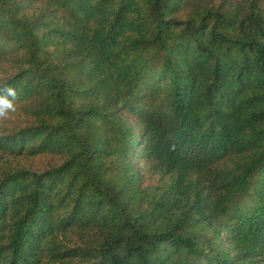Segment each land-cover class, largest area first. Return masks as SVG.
<instances>
[{"label":"trees","instance_id":"16d2710c","mask_svg":"<svg viewBox=\"0 0 264 264\" xmlns=\"http://www.w3.org/2000/svg\"><path fill=\"white\" fill-rule=\"evenodd\" d=\"M6 85L0 264H264V0H0Z\"/></svg>","mask_w":264,"mask_h":264},{"label":"clouds","instance_id":"9594fccd","mask_svg":"<svg viewBox=\"0 0 264 264\" xmlns=\"http://www.w3.org/2000/svg\"><path fill=\"white\" fill-rule=\"evenodd\" d=\"M4 94L0 95V120H7L11 112H15L16 89L6 85L3 89ZM11 98V99H10Z\"/></svg>","mask_w":264,"mask_h":264}]
</instances>
